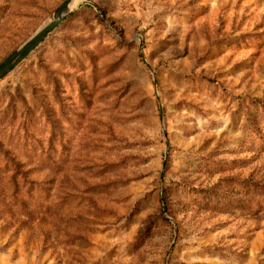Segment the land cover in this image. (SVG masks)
<instances>
[{
  "label": "rangeland",
  "instance_id": "374dc122",
  "mask_svg": "<svg viewBox=\"0 0 264 264\" xmlns=\"http://www.w3.org/2000/svg\"><path fill=\"white\" fill-rule=\"evenodd\" d=\"M0 264H264V0H89L0 81Z\"/></svg>",
  "mask_w": 264,
  "mask_h": 264
},
{
  "label": "water",
  "instance_id": "95a60500",
  "mask_svg": "<svg viewBox=\"0 0 264 264\" xmlns=\"http://www.w3.org/2000/svg\"><path fill=\"white\" fill-rule=\"evenodd\" d=\"M89 0H65L22 45L0 62V81L33 53L71 14L88 4Z\"/></svg>",
  "mask_w": 264,
  "mask_h": 264
},
{
  "label": "trees",
  "instance_id": "16d2710c",
  "mask_svg": "<svg viewBox=\"0 0 264 264\" xmlns=\"http://www.w3.org/2000/svg\"><path fill=\"white\" fill-rule=\"evenodd\" d=\"M13 182L15 183V184L13 183V186L15 185V187H17V185H16L17 183H16L15 179H13Z\"/></svg>",
  "mask_w": 264,
  "mask_h": 264
}]
</instances>
